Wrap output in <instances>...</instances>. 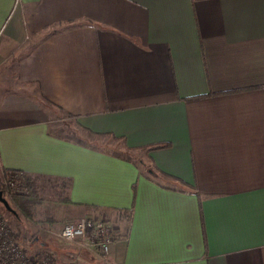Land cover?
Segmentation results:
<instances>
[{
	"label": "crops",
	"instance_id": "0c3cea01",
	"mask_svg": "<svg viewBox=\"0 0 264 264\" xmlns=\"http://www.w3.org/2000/svg\"><path fill=\"white\" fill-rule=\"evenodd\" d=\"M4 169L111 224L92 264H264V0H0Z\"/></svg>",
	"mask_w": 264,
	"mask_h": 264
},
{
	"label": "built area",
	"instance_id": "2783aa9c",
	"mask_svg": "<svg viewBox=\"0 0 264 264\" xmlns=\"http://www.w3.org/2000/svg\"><path fill=\"white\" fill-rule=\"evenodd\" d=\"M2 183L13 194L28 193L24 174L18 170H1ZM58 237L70 244L68 259L39 250H28L11 229L5 209L0 203V264H92L82 256L91 254L98 261H106L113 241L112 226L103 219L81 217L62 224Z\"/></svg>",
	"mask_w": 264,
	"mask_h": 264
},
{
	"label": "rangeland",
	"instance_id": "374dc122",
	"mask_svg": "<svg viewBox=\"0 0 264 264\" xmlns=\"http://www.w3.org/2000/svg\"><path fill=\"white\" fill-rule=\"evenodd\" d=\"M111 146H114L116 149L120 148L115 142L111 141ZM117 149V150H118ZM2 171L0 170V190L2 191L4 197L9 201L13 212L7 211L5 208V213L9 222L11 229L14 231L18 239L21 241V244L26 247L28 250L31 249L34 244V238L40 237L49 238L54 236L58 240V247L68 255L69 251L72 249L70 245L65 244L56 234L53 235L54 227L57 228V225L54 227L51 226L53 221L52 216H59V205L58 201L63 197L66 192L65 186L58 185L53 180H39L38 182L34 181V190L35 196L32 198L27 197L22 199L21 203L23 208H19L15 203H13L10 198L12 195L22 196L18 194H13L2 183ZM27 188L28 184L26 183ZM29 192V188H28ZM28 194V193H27ZM27 194H23L24 196ZM55 212V213H54ZM16 213V214H15ZM57 223V222H56ZM64 223L61 222V226ZM45 225L49 227L48 231L41 232V226ZM59 230V229H58ZM60 231V230H59ZM45 232V233H44ZM44 235V236H42ZM31 245V246H30ZM66 255V256H67ZM68 257V256H67ZM68 259V258H67ZM66 260V259H64ZM89 261V260H88Z\"/></svg>",
	"mask_w": 264,
	"mask_h": 264
},
{
	"label": "trees",
	"instance_id": "16d2710c",
	"mask_svg": "<svg viewBox=\"0 0 264 264\" xmlns=\"http://www.w3.org/2000/svg\"><path fill=\"white\" fill-rule=\"evenodd\" d=\"M163 146V144H157V145H153V146H151V148H157V147H162ZM24 174V173H23ZM24 177H25V180H26V183L28 184V188H29V192H28V194L27 195H22V196H16V195H12L11 196V198H10V200L13 202V203H15L19 208H23V205H22V203H21V201H22V199H24V198H27V197H30V198H32V196L34 197L35 195V184H34V180L30 177V176H28L27 174H24ZM16 214V213H15Z\"/></svg>",
	"mask_w": 264,
	"mask_h": 264
},
{
	"label": "water",
	"instance_id": "95a60500",
	"mask_svg": "<svg viewBox=\"0 0 264 264\" xmlns=\"http://www.w3.org/2000/svg\"><path fill=\"white\" fill-rule=\"evenodd\" d=\"M0 203L2 206L9 212H13V209L11 208L9 201L4 197L2 191L0 190Z\"/></svg>",
	"mask_w": 264,
	"mask_h": 264
}]
</instances>
